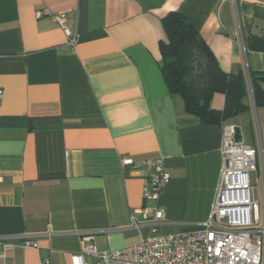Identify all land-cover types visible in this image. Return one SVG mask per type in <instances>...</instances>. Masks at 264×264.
<instances>
[{"label":"crops","instance_id":"1","mask_svg":"<svg viewBox=\"0 0 264 264\" xmlns=\"http://www.w3.org/2000/svg\"><path fill=\"white\" fill-rule=\"evenodd\" d=\"M41 9L51 13L37 17ZM174 10L224 72L245 75V59L250 73L264 72V0H0V235H33L39 244L0 245V264H73L85 232L98 251L138 242L148 231L130 228L132 214L153 201L143 197L146 170L124 159H162L170 171L158 201L162 233L210 217L223 123L251 142L240 115L203 122L169 90L159 42L162 17ZM225 101L216 92L212 107ZM257 111L241 114L256 142Z\"/></svg>","mask_w":264,"mask_h":264},{"label":"built area","instance_id":"2","mask_svg":"<svg viewBox=\"0 0 264 264\" xmlns=\"http://www.w3.org/2000/svg\"><path fill=\"white\" fill-rule=\"evenodd\" d=\"M236 1V0H234ZM49 9L36 12L37 17L50 14ZM60 26L69 34L66 17L55 15ZM244 43L242 31L236 32ZM73 37L71 43H75ZM249 103L256 110L252 78L247 60L244 62ZM3 91L0 90V96ZM236 125L223 123V163L213 202L211 215L193 229L179 233H162L165 208L158 201L171 180V173L162 159H145L135 162L124 159V165L135 164L147 172L143 187L145 200L152 205L135 209L130 228L147 229L141 239L121 249L98 251L90 240L93 233L82 234V252L72 255L73 264H88L84 256L95 258L90 264H264V146L262 140L255 144L236 137ZM258 171L262 181L263 198L254 194L251 172ZM33 235H0V245L24 238L26 246L38 248ZM41 264H53L48 257Z\"/></svg>","mask_w":264,"mask_h":264},{"label":"trees","instance_id":"3","mask_svg":"<svg viewBox=\"0 0 264 264\" xmlns=\"http://www.w3.org/2000/svg\"><path fill=\"white\" fill-rule=\"evenodd\" d=\"M165 32L159 42L162 72L172 93L179 94L188 114L203 122L221 124L250 111L248 86L243 71L224 72L200 31L178 11L162 17ZM257 108L264 107V72L251 71ZM216 92L225 94L222 110L212 107Z\"/></svg>","mask_w":264,"mask_h":264},{"label":"rangeland","instance_id":"4","mask_svg":"<svg viewBox=\"0 0 264 264\" xmlns=\"http://www.w3.org/2000/svg\"><path fill=\"white\" fill-rule=\"evenodd\" d=\"M258 130H259V135H257V139L262 140L264 144V107H259L258 108ZM239 124L243 127V134L244 137L250 141L252 144L256 143V140L254 137H251L249 134V128H248V123L246 122V118H243L242 115L239 116L238 119ZM257 123V122H256ZM256 125V124H255ZM253 130V129H251ZM251 183L252 187L254 189V194L257 198L260 199V202L262 203V198H263V190H262V181L261 178L259 177V172L258 171H252L251 172Z\"/></svg>","mask_w":264,"mask_h":264},{"label":"water","instance_id":"5","mask_svg":"<svg viewBox=\"0 0 264 264\" xmlns=\"http://www.w3.org/2000/svg\"><path fill=\"white\" fill-rule=\"evenodd\" d=\"M236 137L238 140H242L239 138L240 137V128L239 127H236Z\"/></svg>","mask_w":264,"mask_h":264}]
</instances>
